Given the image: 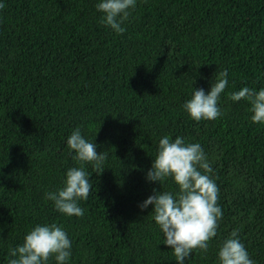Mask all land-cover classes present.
<instances>
[{"label": "trees", "instance_id": "16d2710c", "mask_svg": "<svg viewBox=\"0 0 264 264\" xmlns=\"http://www.w3.org/2000/svg\"><path fill=\"white\" fill-rule=\"evenodd\" d=\"M97 0H4L0 9V264L34 225H63L70 264H176L138 204L156 182L145 174L158 140L199 142L223 210L207 253L185 264H217V246L237 230L264 264V124L229 94L264 88V0H137L116 34L100 23ZM229 84L222 115L196 122L182 105L220 71ZM79 127L106 151L82 217L57 212L45 192L78 167L67 138ZM175 190L170 181L161 191Z\"/></svg>", "mask_w": 264, "mask_h": 264}, {"label": "clouds", "instance_id": "9594fccd", "mask_svg": "<svg viewBox=\"0 0 264 264\" xmlns=\"http://www.w3.org/2000/svg\"><path fill=\"white\" fill-rule=\"evenodd\" d=\"M0 0V9L4 8ZM137 6V0H97L96 11L101 13L100 23L116 34H123L124 26ZM228 70L220 71L209 89H194L182 105L190 119L215 120L222 115L221 95L228 86ZM233 102L246 101L250 107L252 123L264 124V88L247 86L229 94ZM67 146L78 167H69L61 186L45 192L57 212L67 217H82L93 185L85 167L91 164L97 175L105 169L106 151L97 152L94 139H88L79 127L67 138ZM213 168L199 142H188L184 136L173 139L164 135L158 140L155 157L145 174L147 182L159 184L152 194L138 204L143 211L151 205L152 219L162 234V243L174 255L176 264H185L194 249L207 253L209 242L217 236L223 210L218 204L219 187L213 177ZM170 180L175 190L161 191V183ZM73 243L63 225L42 223L34 225L23 237L22 243L8 250V264H70ZM217 264H255L242 243L237 230L220 240L217 246Z\"/></svg>", "mask_w": 264, "mask_h": 264}]
</instances>
